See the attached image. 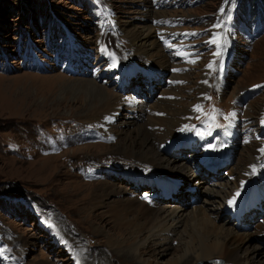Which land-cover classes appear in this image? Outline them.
<instances>
[{"label": "rangeland", "instance_id": "374dc122", "mask_svg": "<svg viewBox=\"0 0 264 264\" xmlns=\"http://www.w3.org/2000/svg\"><path fill=\"white\" fill-rule=\"evenodd\" d=\"M163 1L164 6L157 7L150 0H0V264H132L115 255L111 261L100 259L99 253L106 252L105 234L93 230L101 224L106 233L109 222L102 217V221L95 219L101 223H95L81 207L87 205L84 197L90 182H103V177L112 182L105 183L121 197L144 198L151 193L146 185L148 177L143 174L146 171L137 168L143 172L138 174L145 177L139 176L133 185L123 168L128 170L132 165L118 160L132 159L111 151L117 134L134 132L141 124H135L133 117L129 119L128 111L122 108L111 123V134H102L95 128L94 120L90 122L79 113L86 98V82L92 79L70 78L65 66L72 69L76 57L83 61L84 54L78 52L93 49L98 54L99 48H103L117 68L127 74L139 71L123 85V91L147 97L151 85L155 88L157 83H149L145 77L151 66H126L125 56H130L131 46L124 31L148 27L143 22L151 12L154 28L157 21L165 23L162 29L167 32L160 37L163 48L169 44L177 46L164 52L176 55L175 50L180 48L189 60L178 63L179 80L172 83L173 89L166 90L174 95L169 100L174 99L181 108L188 109L201 96L199 110L193 115L194 125L186 128L187 132L182 129L179 143L192 144L196 151H201L203 144L191 141L193 134H199L212 149L210 156L218 159L215 150H219L222 136H226V130L232 135L227 136L229 149L220 159L228 163L213 174L215 181L209 179L211 175H203L207 170L197 155L192 168L187 161L192 152L184 157L172 154L176 166L179 164L184 172L190 170L196 175L191 178V185L186 179L190 176L181 179L183 187L172 200L176 206L166 207L186 212L192 194L205 206L217 201L222 204L218 198L227 196L234 185H240L239 173H247L251 177L246 182L259 188L256 199L264 209V14L255 12L252 1ZM95 62L85 60L81 70L86 74ZM170 75L158 78L160 87L170 86ZM94 81L100 85L105 82L98 78ZM113 83L110 80L104 84L107 91L121 94L111 87ZM68 89L75 90L80 97L75 100L74 95L67 94ZM159 153L164 159L169 158L162 151ZM45 164H51V168L42 173ZM96 165L105 170L97 173V168H93ZM91 168L94 170L90 171ZM241 188L243 194L252 189ZM174 191L169 185L161 193L158 191L159 197L162 200L164 194L168 196ZM221 210L217 205L218 218L212 219L217 224L233 226L243 235L238 243L243 264H264V211H255L259 218L246 217L245 226L241 222L236 227L227 212ZM100 212L103 210L96 209L93 214ZM250 220L253 226L248 229ZM255 226L260 228L259 232ZM176 243H171L172 249L165 253L162 262L178 255L174 252ZM80 248L89 255L87 261L77 256ZM156 251L161 250L158 247ZM215 260L225 264L221 259L196 264H214Z\"/></svg>", "mask_w": 264, "mask_h": 264}, {"label": "bare ground", "instance_id": "6f19581e", "mask_svg": "<svg viewBox=\"0 0 264 264\" xmlns=\"http://www.w3.org/2000/svg\"><path fill=\"white\" fill-rule=\"evenodd\" d=\"M151 14L143 22L148 27L141 28L142 30L133 29L127 33L124 31L125 38L131 46V50L129 51L130 56L128 54L125 56V63L126 66H140L141 64L142 67L152 66L153 72H155L154 77L171 74L169 76L171 80L168 81L170 86L163 85L160 87L159 79L153 80L152 82H156L157 85H155V88H151L150 91L152 93H149L146 97L126 93L112 94L104 86V84L110 83L108 79L109 82H104L101 85L98 84V81H87L88 89L83 92L86 96V98H83L84 103L82 102L84 106L79 111V113L86 115V119H89L90 122L94 120L95 128L99 131L101 130L102 134L106 132L109 135L111 134V123L122 108L128 111L127 117L129 119L133 117L132 121L135 124H141V126H137L134 132L128 130V132L117 134L118 138H115L116 143L111 151L132 159L135 163H138V166L141 165V167H138L132 160L118 159L124 164L132 165L128 170L125 167L123 168L128 175L125 176L133 185L138 182L137 178L139 176L148 177L146 185H148L151 193L144 198L135 197L134 195L130 196L131 199L124 198L119 196L120 194L114 190L113 186L107 184L112 183L110 180L99 176L103 177V179L99 180L104 183L90 182L92 184L88 186L84 197V203L87 205L82 204L81 209L82 211L85 210L89 219L93 218L95 220L97 218L102 221L105 217L109 222L110 229L106 233L100 228L101 224L93 230L96 234H105L106 252L99 253V257L103 261H105V258L111 261V256L115 255L116 258H121L123 261L132 264H196L197 262L210 259H221L225 264H243V260L240 257L241 247L238 244L243 235L237 233L233 226L228 227L225 224H217L212 218L214 216H217L215 219L218 218L216 206L219 205L222 212L235 214V224L239 226L242 222V217L238 214L239 211L259 207V202L256 199L259 196V188L246 182L248 177H251L250 174L239 173L237 175L239 177L238 183L241 186L238 184L234 185L231 189L232 191L227 196L218 198V200L222 199V204L217 201L207 203L205 206L204 203L198 202L196 194H192L191 192V197H195L194 203L188 205L189 207L186 212H181L177 207H166L168 204L175 206L176 204L170 200L163 201L159 197L158 191L161 193L162 189L169 188V185H171V188H175L176 192H180L183 186L180 185L179 181L182 178H186V176H190L186 179L189 180V185H191V178L196 175L190 170L184 172L183 166L181 167L179 164L176 166L175 157L172 156L164 159L163 156H160L159 152L169 151L179 146L178 137L182 134V129H185L184 132H187L186 128L191 124L194 125L192 121L196 115H193L199 110L198 105L201 101V96L198 95L196 102L188 109L181 108L182 106L175 102L174 99H172L174 102L169 100L174 95L167 94L166 90L173 89L171 87L172 83L179 80L180 69L178 63L189 62V60L183 52H180V48L175 50L177 51L176 55L174 53L169 55L164 52V49L176 48L177 46L169 44L163 48V44L161 45L160 43L162 40L160 37H162L161 34L165 33L166 30L158 26L154 28L153 23L155 20L153 12ZM157 22L162 23L160 21ZM156 28L162 29V31L154 33L153 30ZM98 54L101 56L107 55L103 48H99ZM117 67L113 60L111 66H109L110 72L118 70L119 74L126 76L127 73ZM97 78L101 79L100 76H96V80ZM67 94L69 96L74 95L75 100H77L78 96L80 97V94L76 93L73 89H68ZM149 99L151 100L149 101ZM123 104L125 105L123 106ZM229 124L232 125L233 121L231 120ZM226 135L232 137L229 130H226ZM192 136H194L195 142L200 140L198 134L195 133ZM227 142L229 140L223 138L222 142L219 143V150H215V153L219 155L217 161L211 158L209 146H205V148L199 151L200 154L197 156L206 164V169L209 166H215V164L220 168V171L226 167L227 162L222 163L220 159L223 158V154L226 156L225 154L229 149ZM110 148L108 147V149ZM50 168L51 164H45L40 172L47 173ZM93 168H97L95 169L97 173L105 170L100 165H96ZM137 168H142L146 172H139ZM92 170L94 169L91 168L90 171ZM138 173H143L145 176ZM95 179L97 178L95 177ZM211 181H215V177ZM203 182L208 183L204 178ZM214 186L221 187L220 185ZM241 187L252 189L243 194ZM208 205L210 206L208 207ZM96 209L103 210V212L94 216L93 212ZM211 210L213 213H210ZM101 221L96 222L95 220V223H101ZM247 222L250 224H247V228L250 229L253 226L252 221ZM259 229L258 226H255L257 232H259ZM172 242H177L174 252H177L178 255L175 258L172 257L167 262H162L161 260L166 256L165 253L169 249H172L169 247ZM149 245L152 246L147 250ZM158 247L161 251H156ZM84 252L83 249L77 252V256L83 262L87 261V257L89 258V255ZM148 253L152 255L149 258H144Z\"/></svg>", "mask_w": 264, "mask_h": 264}, {"label": "trees", "instance_id": "16d2710c", "mask_svg": "<svg viewBox=\"0 0 264 264\" xmlns=\"http://www.w3.org/2000/svg\"><path fill=\"white\" fill-rule=\"evenodd\" d=\"M249 1H252L255 5V12H260L261 14H264V0H243V4L248 3ZM263 5V8H260V6ZM254 7V6H253Z\"/></svg>", "mask_w": 264, "mask_h": 264}, {"label": "snow or ice", "instance_id": "6c2138e0", "mask_svg": "<svg viewBox=\"0 0 264 264\" xmlns=\"http://www.w3.org/2000/svg\"><path fill=\"white\" fill-rule=\"evenodd\" d=\"M223 11V10H222Z\"/></svg>", "mask_w": 264, "mask_h": 264}]
</instances>
